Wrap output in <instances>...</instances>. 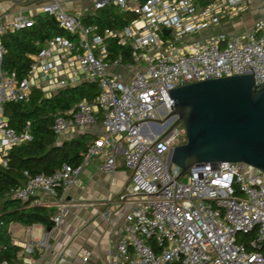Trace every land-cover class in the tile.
I'll use <instances>...</instances> for the list:
<instances>
[{
  "label": "built area",
  "instance_id": "built-area-1",
  "mask_svg": "<svg viewBox=\"0 0 264 264\" xmlns=\"http://www.w3.org/2000/svg\"><path fill=\"white\" fill-rule=\"evenodd\" d=\"M261 1L214 0L204 6L200 0H93L95 11L115 5L134 16L122 29L102 30L82 23L89 8L78 18L61 0H0L21 6L11 17L0 16V165L7 166L14 147L33 140L30 123L20 132L10 126L5 106L29 101L35 90L50 98L84 82L97 83L94 101L56 114L53 130L61 141L98 124L103 128L78 168L64 164L50 176L26 172L27 183L12 196L31 206L45 204L42 194L57 201L53 222L59 227L63 197L83 166L101 157L100 170L114 175L122 158L133 171L132 199L140 206L126 216L107 264H264V172L240 162L196 164L179 179L182 170L169 161L170 152L186 142L174 115L173 90L243 75L264 83ZM249 15L254 16L250 28L213 32ZM37 16L55 18L67 35L53 36L31 55L29 73L19 78L2 68L8 52L4 38L33 27ZM112 42L129 49L130 61L111 58ZM13 244L26 256L51 249L50 236L37 239L32 230Z\"/></svg>",
  "mask_w": 264,
  "mask_h": 264
},
{
  "label": "trees",
  "instance_id": "trees-1",
  "mask_svg": "<svg viewBox=\"0 0 264 264\" xmlns=\"http://www.w3.org/2000/svg\"><path fill=\"white\" fill-rule=\"evenodd\" d=\"M145 1V0H144ZM214 0H200L206 6ZM134 16L122 13L115 5L94 11L81 19L85 25H96L100 29H122ZM66 36L50 16H37L35 24L29 29L7 35L4 45L7 54L2 68L5 72L17 73L19 78L27 76L31 69V55L37 54L41 47L53 36ZM111 58L130 61L131 53L116 42L111 43ZM99 93L95 82H84L55 93L47 98L41 90H35L29 101L9 103L5 106L6 118L11 127L18 132L30 123L33 140L16 146L8 156L7 166L0 165V264H21V248L13 244L12 225L32 227L37 224L54 227L53 217L56 207L41 204L31 206L12 196V191L27 183L26 172L30 176L53 175L64 164L78 168L87 155L89 147L97 137L87 133L69 140H59L53 130L55 115L67 110L82 100L93 102ZM62 189H59V196ZM264 253V248L262 249Z\"/></svg>",
  "mask_w": 264,
  "mask_h": 264
},
{
  "label": "crops",
  "instance_id": "crops-1",
  "mask_svg": "<svg viewBox=\"0 0 264 264\" xmlns=\"http://www.w3.org/2000/svg\"><path fill=\"white\" fill-rule=\"evenodd\" d=\"M81 3L87 8L88 4L81 0L79 7H82ZM19 11V5L0 3V16L7 14L11 17ZM253 20V15L244 20L249 22L248 28L252 26ZM85 133L98 137L103 133V128L98 124L69 133L62 140ZM102 161L101 157H96L86 163L77 183L64 195V215L59 227L12 225L14 239L25 240L29 230L34 232L37 239L50 236L49 251L37 250L33 255L26 256L21 250V264H107L111 261L123 233L126 216L137 210L140 203L132 199L133 171L124 165L123 159H119L118 170L114 175H107L100 170ZM42 196L44 203L56 207L57 212L58 202L45 194ZM104 214L110 218L107 219ZM85 257H89V262H84Z\"/></svg>",
  "mask_w": 264,
  "mask_h": 264
},
{
  "label": "water",
  "instance_id": "water-1",
  "mask_svg": "<svg viewBox=\"0 0 264 264\" xmlns=\"http://www.w3.org/2000/svg\"><path fill=\"white\" fill-rule=\"evenodd\" d=\"M171 97L186 131L169 156L182 170L179 179L196 164L240 162L264 172V83L253 75L209 79Z\"/></svg>",
  "mask_w": 264,
  "mask_h": 264
},
{
  "label": "rangeland",
  "instance_id": "rangeland-1",
  "mask_svg": "<svg viewBox=\"0 0 264 264\" xmlns=\"http://www.w3.org/2000/svg\"><path fill=\"white\" fill-rule=\"evenodd\" d=\"M80 0H61V2L63 3V6L65 8V10L67 12H69L70 14H73L75 16H77L79 18V12H85V5H83L82 3V7H79V2ZM82 2L84 1L85 3H87V8L90 9V14H92L95 10L92 8V3L93 0H81ZM257 5H261L263 4L261 0H256ZM89 6V7H88ZM69 9V11L67 10ZM249 27V22H244L241 19H235L234 21H232L231 23L225 24L221 27H216L214 29L213 32H224L227 31L228 33H238L241 32L245 29H247ZM179 128H182V126L179 125ZM182 181L186 182V177L182 179Z\"/></svg>",
  "mask_w": 264,
  "mask_h": 264
}]
</instances>
